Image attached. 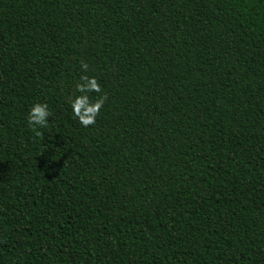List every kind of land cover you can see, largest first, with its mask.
<instances>
[{"label":"trees","instance_id":"trees-1","mask_svg":"<svg viewBox=\"0 0 264 264\" xmlns=\"http://www.w3.org/2000/svg\"><path fill=\"white\" fill-rule=\"evenodd\" d=\"M0 264H264V0H0Z\"/></svg>","mask_w":264,"mask_h":264},{"label":"clouds","instance_id":"clouds-1","mask_svg":"<svg viewBox=\"0 0 264 264\" xmlns=\"http://www.w3.org/2000/svg\"><path fill=\"white\" fill-rule=\"evenodd\" d=\"M81 67L86 68L87 65L82 63ZM81 80L84 82L76 85V90L80 95L74 96L70 103L73 116L82 126H88L95 123L103 98L90 102L87 93L92 91L99 92L100 86L94 77L82 76ZM50 116L51 112L46 103L34 102L28 110L27 122L34 129L44 128L47 126Z\"/></svg>","mask_w":264,"mask_h":264}]
</instances>
